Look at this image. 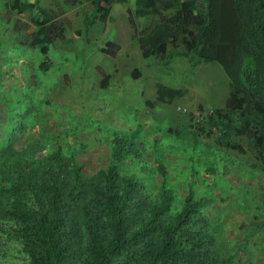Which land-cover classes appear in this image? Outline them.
Instances as JSON below:
<instances>
[{
    "label": "trees",
    "instance_id": "1",
    "mask_svg": "<svg viewBox=\"0 0 264 264\" xmlns=\"http://www.w3.org/2000/svg\"><path fill=\"white\" fill-rule=\"evenodd\" d=\"M127 1L85 0L79 18L86 28L106 22L112 6ZM79 4L63 1L68 8ZM5 5L32 27L23 43L44 56L40 67L48 69L50 47L64 38L57 19L63 12L52 14L32 0ZM127 13L131 24L159 17L137 39L143 59L221 66L229 81L225 106L194 123V133L237 154L248 147L264 171V0H135ZM118 50L108 41L100 52L114 57ZM155 90L150 106L184 95L161 84ZM114 142L113 162L139 158L134 136L118 135ZM0 164V264H233V256L215 249L217 237L203 211L207 200L191 191L173 213L168 190L153 199L143 196V185L120 176L115 163L87 177L74 157L56 149ZM263 228L258 220L244 227L243 248Z\"/></svg>",
    "mask_w": 264,
    "mask_h": 264
},
{
    "label": "rangeland",
    "instance_id": "2",
    "mask_svg": "<svg viewBox=\"0 0 264 264\" xmlns=\"http://www.w3.org/2000/svg\"><path fill=\"white\" fill-rule=\"evenodd\" d=\"M32 1L52 14L63 12L57 19L66 30L50 47L44 70V56L23 43L32 27L0 2V163L56 149L74 157L87 177L115 163L120 176L143 185V196L153 199L168 190L173 213L191 191L207 200L204 216L218 253L233 256V264H264V228L242 246L244 227L264 222V171L248 147L237 154L194 133V123L225 106L229 81L221 66L143 59L137 39L159 17L131 24L127 10L135 0L113 5L106 22L87 28L79 18L85 0L72 8L64 0ZM108 41L119 47L114 57L100 52ZM157 84L184 95L150 106ZM118 135L135 137L139 158L113 162Z\"/></svg>",
    "mask_w": 264,
    "mask_h": 264
}]
</instances>
